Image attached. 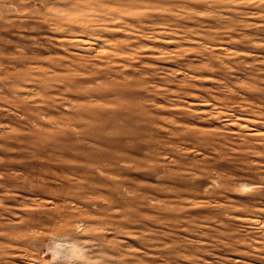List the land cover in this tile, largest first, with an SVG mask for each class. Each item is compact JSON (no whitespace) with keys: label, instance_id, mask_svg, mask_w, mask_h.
Masks as SVG:
<instances>
[{"label":"rangeland","instance_id":"374dc122","mask_svg":"<svg viewBox=\"0 0 264 264\" xmlns=\"http://www.w3.org/2000/svg\"><path fill=\"white\" fill-rule=\"evenodd\" d=\"M0 264H264V0H0Z\"/></svg>","mask_w":264,"mask_h":264}]
</instances>
